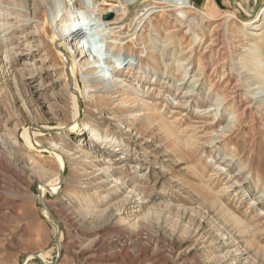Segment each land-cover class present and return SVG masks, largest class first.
<instances>
[{"label": "rangeland", "instance_id": "obj_1", "mask_svg": "<svg viewBox=\"0 0 264 264\" xmlns=\"http://www.w3.org/2000/svg\"><path fill=\"white\" fill-rule=\"evenodd\" d=\"M40 1L0 0V264H264V87L252 94L258 75L246 65L252 47L264 59V24L247 38L243 0H211L202 24L196 13L167 19L154 8L137 39L125 29L111 44L90 17L97 38L82 45L83 67L71 60L81 112L72 121L73 82L49 39L50 5L32 18ZM48 2L58 24L66 20L60 0ZM101 55L106 84L139 100L136 121L85 103L83 83L100 77L88 72ZM61 94L69 101L56 108ZM54 143L91 149L118 182L67 158L61 167Z\"/></svg>", "mask_w": 264, "mask_h": 264}, {"label": "bare ground", "instance_id": "obj_2", "mask_svg": "<svg viewBox=\"0 0 264 264\" xmlns=\"http://www.w3.org/2000/svg\"><path fill=\"white\" fill-rule=\"evenodd\" d=\"M261 1L262 0H243V3H240V4L237 3L238 4L237 5L238 13H241L242 15L248 17L246 20L241 22V27L239 29V32L245 33L244 35H246L247 38H250L252 35L255 34V32H258L261 29L262 24H264V6L259 7V9L256 11V13L253 14V12H252L253 7L248 8V3L252 2V5L254 6L256 3L257 4L259 3V5H260ZM60 3H61V7L62 6L64 7V11L66 13L67 18H66V20H62L63 15L60 14L58 16L59 20H60L59 24L57 22L58 18L57 19L54 18V15H56L55 14L56 10L54 9L55 5L53 4V2H48V0H41L40 3L37 4L34 16L32 18H34L36 20L40 19L42 17L43 13L46 12L45 11V5L46 4L50 5L49 6L50 11L48 10L49 11L48 15L53 16V20L51 22L49 21L50 23H52L53 26L51 27L52 28V30H51L52 35L49 39L51 41L52 46H55V49L57 50L59 55L63 56L62 58H64L63 59L64 61L61 62V64L63 65L62 68L64 70H66V66L69 67L70 78H71V81L73 82L72 93H71V97H72L71 103L74 106V110L72 113V121H79L81 112H80V106L78 103V95L76 92V89H78L80 87V85L78 84V82L76 83L74 81L75 67L71 63V60H72V58L75 61L78 60V62H79L78 65L80 67H83L84 63H85L84 62L85 56L83 55L82 45L85 46V44L88 43V41H86L87 37L89 38V40H92V39L94 40L97 38L96 37L97 35L95 33V31H96L95 27H90L88 25V21L90 20V17H92V16L96 17L97 16L98 21H100L101 23H103L105 25L106 29L109 31V33L113 37L111 44L119 43L118 40L121 39L122 31H124L125 29L126 30L129 29L127 31V34H128L127 37H129L131 39L132 38L137 39L136 32H139L140 29L144 26L145 22L147 21L148 16L151 15L152 10L154 8H160L162 10L163 17H165L167 19H169V17L173 16L175 12L178 13L177 14L178 18L184 17L186 12H190V13L193 12L194 14L196 13L197 18L199 19L198 22L201 24L204 21H208V20L212 19L211 18L212 13H210L211 4H212L211 0H205V3L202 5L201 8L194 7L190 0H92V7L90 9H87L85 7V0H76V1L75 0H60ZM77 4L79 5V8L75 7V5H77ZM22 8H24V7H22ZM75 8H76V10H75ZM26 13H27V11H26ZM7 14L10 15L11 13L7 12ZM19 15H22V14H19ZM227 16L228 17H236L234 13H229V14H227ZM21 17H24V16H21ZM20 19L22 20V18H20ZM54 19H55V21H54ZM252 20H253V22H252ZM176 21H178L177 18L175 19V22ZM49 22L47 20H43V22H41V23H43V25H45V28H48ZM89 22H91V21H89ZM80 25L82 27H80ZM246 28H249L248 31L245 30ZM240 38L244 39V36H240ZM84 41H86V42L84 43ZM151 41H152V43H151L152 47L157 45V44H155L156 41L158 42L157 39L153 38ZM122 42H123V40H122ZM238 42H241V41H238ZM256 44L257 43L254 41L250 42V46L251 45L255 46ZM237 47L238 46H236V48ZM259 53H260V48H255V47L254 48L252 47L247 51L246 65L248 66L250 72H253V74L258 75V78H257L258 82L256 83V86L253 90L254 91V93H252L253 95H257L259 93V91L262 90L261 88L264 87V86H261L264 84V59H263V61L257 60L256 57L258 56ZM99 64H101V66H103L104 73L106 74V72H105L106 67L101 62H99ZM99 64L91 67L90 72H88L89 75L91 74L93 77L94 76H96V77L100 76L97 78L98 80H93V78L89 77L83 83V85H84L83 87L87 93L85 103L87 105L95 103L97 105L98 104L99 105L104 104L106 106H113V108L110 109V110H112V112H111V114H109V117L112 120L120 121L121 119H123L122 123H125L127 121L126 119H129L128 117H130L133 121H136L140 116H142L141 109H140V111L134 110L137 105L139 107V100L137 98L132 97L127 92L120 94L121 92H120L119 88H113V86L107 85L106 81L104 80V76L101 77L102 75H99L103 71V69L99 66ZM89 75H86V76H89ZM106 75H108V74H106ZM68 89L69 88H67V91H68ZM208 89L209 90L211 89V85H209ZM249 89H250V87H249ZM89 93L94 94V96H89L88 95ZM27 96H29V95H27ZM225 98L228 99V96L226 95ZM13 100H14V103L16 100L23 102V105L25 106V110L29 109L28 103L26 102V100L23 97H20V96L17 98L15 97ZM29 100H30V98H29ZM67 100L69 101L67 95L61 94L53 100V104L56 106V108H58V107H61L63 105H66ZM10 105H12V104H10ZM248 107L249 106H246V109ZM114 110H115V112L117 111V113H119V115L113 114ZM57 111L58 110H56V113H57ZM240 116L241 115H236L235 119L239 120ZM152 119H151V121H152ZM149 122H150V120H149ZM31 142L34 144V147H36V148L37 147H39V148L43 147V144L39 141H31ZM58 144L59 143H54L53 145L55 147L54 148L55 151H57V157L61 163V167H63V165H64L63 164L64 158H67L69 160V162H73L75 164L84 166L87 169L88 168L92 169V172L88 173V174H93L95 172H99L100 175L107 178L106 180L111 179V181L115 184L118 182L117 177H116V179L114 177L115 174L119 173L118 170L111 169L110 166L104 165V163H102V161L98 160L93 155V152L91 151V149H88V151H85V152H81L75 148H68L67 146H65L63 144H59V145ZM121 179H119V180H121ZM111 181H109V182H111ZM134 191H135V189H134ZM77 200H79V199H77Z\"/></svg>", "mask_w": 264, "mask_h": 264}, {"label": "water", "instance_id": "obj_3", "mask_svg": "<svg viewBox=\"0 0 264 264\" xmlns=\"http://www.w3.org/2000/svg\"><path fill=\"white\" fill-rule=\"evenodd\" d=\"M233 2H234V6H235V4H236V0H233ZM259 3L257 4H255L254 6H253V8H252V12H253V14L254 13H256V11L258 10V8H259ZM239 14H241V13H239ZM241 16H244V15H242L241 14ZM246 19L248 18L247 16H244ZM80 27H82L81 25H80ZM89 34V33H88ZM95 40V39H94ZM93 39L91 40V41H89V38L87 37L86 38V41H88L89 43L90 42H92V41H94ZM86 41H84V43L86 42ZM101 58H102V55L101 56H99V61L101 62ZM99 66L103 69V71L99 74V75H104V68H103V66H101V64H99ZM63 172H64V169L62 170V172H61V178H62V176H63ZM41 190V189H40ZM39 202L42 204V196L40 195V197H39ZM46 213H47V217H48V219L50 220V221H52L53 222V224L55 225V227L58 229V226H57V224H56V222H55V220L53 219V217L50 215V213H48L47 211H46ZM33 258H35L36 260H38L39 262L41 261L40 260V258L38 257V256H32Z\"/></svg>", "mask_w": 264, "mask_h": 264}]
</instances>
